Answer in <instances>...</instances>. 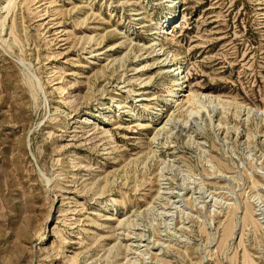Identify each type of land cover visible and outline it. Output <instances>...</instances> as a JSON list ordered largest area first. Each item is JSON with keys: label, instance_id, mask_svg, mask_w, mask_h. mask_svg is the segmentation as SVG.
Listing matches in <instances>:
<instances>
[{"label": "rangeland", "instance_id": "rangeland-1", "mask_svg": "<svg viewBox=\"0 0 264 264\" xmlns=\"http://www.w3.org/2000/svg\"><path fill=\"white\" fill-rule=\"evenodd\" d=\"M189 90L263 107L264 0H0V264H264V116Z\"/></svg>", "mask_w": 264, "mask_h": 264}, {"label": "bare ground", "instance_id": "bare-ground-1", "mask_svg": "<svg viewBox=\"0 0 264 264\" xmlns=\"http://www.w3.org/2000/svg\"><path fill=\"white\" fill-rule=\"evenodd\" d=\"M158 31V30H157ZM159 32V31H158ZM163 32V31H162ZM151 33H156L155 30L152 31ZM176 82V85H178L179 83H181L179 80H175ZM175 90H181L179 87H176ZM172 93V96L171 97H174L176 95V92H171ZM171 95V94H170ZM176 97V96H175ZM173 100V99H172ZM178 102V101H177ZM176 100H174V103H177ZM196 105V104H199L198 106V109L199 110H195L191 112V116L194 114L196 115V117L199 115V114H202L200 113L201 111H205L207 116H208V119L210 121H212V114L214 113H219L220 114V117L223 119L225 117V115L227 114V111L229 112L228 109L232 108L233 109V115L235 117L239 116V113H240V110L243 108L244 109V112H245V115H246V119L248 118V116L250 115L251 116V113L253 115H259V116H264V105L262 108H257V107H243L241 104H237L235 102H232V101H229L227 99H224L220 96H216V95H208V94H205V93H198V92H195V91H192V90H189L188 93L185 95V101H183V103H179L177 104L176 107H179V109L183 108V107H186L185 105ZM189 107V106H188ZM190 108V107H189ZM191 110V109H190ZM171 116L170 115L168 117V119L165 121V123L159 127H157L156 129V132L154 133V135L152 136L151 138V144H153V142L156 140V137L158 136V134L160 132H168L170 131V128H171V123H170V120L171 119ZM206 116V117H207ZM200 117V116H199ZM190 118V117H189ZM210 123V122H209ZM217 124L216 127H221V125L223 124L220 119L217 120ZM186 125V124H185ZM190 125V124H189ZM187 126V125H186ZM184 127V125H183ZM188 128V127H187ZM162 176V175H161ZM105 189V188H104ZM244 217H243V222L246 223V222H250V223H253V220H252V216L251 214L249 213L248 209L246 208V210L244 211ZM119 225V224H118ZM233 227V224L231 222H229L227 225H226V228L224 229V235H227L230 231H231V228ZM230 234V233H229Z\"/></svg>", "mask_w": 264, "mask_h": 264}]
</instances>
